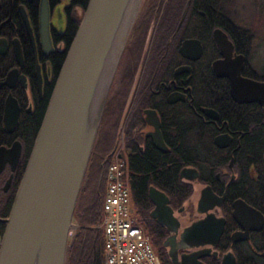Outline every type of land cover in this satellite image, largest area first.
<instances>
[{
  "label": "flooded vegetation",
  "instance_id": "obj_1",
  "mask_svg": "<svg viewBox=\"0 0 264 264\" xmlns=\"http://www.w3.org/2000/svg\"><path fill=\"white\" fill-rule=\"evenodd\" d=\"M187 1L188 5L182 9L177 27L184 19L188 23L194 22V27H197L196 19L205 17L202 11L189 9L190 1ZM86 4L87 0H0V151L3 153L0 156V226H3L0 241L4 221L10 210L9 207L6 216H3L5 206L10 199L13 200L16 189L13 190L12 185L20 161L24 155L28 158L33 144L38 111L42 105H45V111L70 43L69 36L72 32L74 34ZM213 15L217 16V13L212 11ZM152 16L145 13L139 24L138 17L137 24L128 34V44L124 46L118 61L98 127V132H103L105 136L112 120L117 119L114 139L119 131V157L124 161L125 170L127 155L136 158L152 155L163 157L164 160H174V175L179 185L175 181L171 189L166 184L165 187L174 193L179 190L180 193L168 195L162 188L153 185L161 177L151 174L149 178L153 184L146 188V209L145 203L134 201L137 219L141 224L149 226L152 234L161 237V254L167 256V249L162 246L166 238L173 237L177 248L183 232L190 225L212 215L214 219L223 220L218 240L214 241L213 246L177 248L178 258L195 255L202 264H222L226 256H232L233 264H264V155L262 162L259 161L256 167L236 164L234 160V145L242 140L244 132L232 124L238 118L236 112L245 116L251 104L234 103L230 98L228 79L218 77L212 70V63L222 59L211 37L212 31L217 27L211 28L209 35L205 36L204 44L197 38H183L175 51L160 49L162 42L158 49L152 48L157 42L153 32L154 42L149 48L146 42L153 22L150 19ZM233 28H217L230 43V60L243 58L239 73L241 78L264 82V75H256L249 66L247 31L235 26ZM187 39L199 41L201 54L198 58L192 60L178 53L181 42ZM6 109L10 112L7 118L4 117ZM257 109L261 117L258 106ZM147 110L154 112L156 116L165 151H158L152 144L154 127L148 125L151 119L144 115ZM11 114H16L15 122L10 120ZM128 130L129 138L135 144L132 147L127 144ZM190 136L198 145L196 152H173L170 142H175V147L178 143L184 147ZM96 138L73 216L77 211L81 216L91 193H96L91 188L94 183L99 182L101 168L107 163V158L104 159V164L99 163L100 143L96 142ZM217 138L224 142L227 140V145L223 148L216 147L214 140ZM114 139H111V145H114ZM149 148L154 153L149 152ZM16 151L17 160L13 164ZM187 160L191 161L190 165H185ZM219 161L224 162L223 165L218 164L215 168L209 165ZM184 169L194 173L184 171L181 175ZM125 178L127 181V173ZM162 179L168 181L167 178ZM136 180L139 185L140 178ZM150 188L162 193L167 199L169 214L166 220L168 224L165 226L159 225L158 220L165 222L163 219L166 217L163 218L160 213L155 217L151 215L154 205L148 197ZM204 188L209 189L220 202L217 201L218 205L215 201L211 202V209L201 213L197 211V204ZM131 196L130 193L132 205ZM96 197L99 215L101 191L96 193ZM235 202H241L251 209L241 225L232 217ZM184 244L191 243L184 241ZM167 261L170 264L168 258Z\"/></svg>",
  "mask_w": 264,
  "mask_h": 264
},
{
  "label": "water",
  "instance_id": "obj_2",
  "mask_svg": "<svg viewBox=\"0 0 264 264\" xmlns=\"http://www.w3.org/2000/svg\"><path fill=\"white\" fill-rule=\"evenodd\" d=\"M130 0H87L81 20L66 49L52 92L34 137L20 181L16 188L0 241V264H64L69 229L75 203L98 131L107 93L126 38L110 66L106 87L98 94L97 88L118 30ZM188 5V1L184 7ZM184 14V11L182 15ZM183 17V16H181ZM212 41L219 50L221 60L212 63L218 77L229 81L230 98L236 104H256L264 118V82L241 78L243 58L232 61L225 34L214 29ZM178 53L190 59L201 54L199 41L181 42ZM10 112L6 109L4 117ZM154 127L152 144L158 151L165 147L158 132L154 112L144 111ZM16 114L10 115L15 122ZM214 145H227L221 138ZM4 150V149H3ZM14 162L17 160V151ZM3 153L0 151V156ZM1 165V162H0ZM193 172L191 170H182ZM148 197L154 205L151 215L160 213L168 224L167 199L153 188ZM218 205L209 189L200 192L198 212ZM218 201V202H217ZM249 209L241 202L233 204L232 217L241 225L249 216ZM223 220L208 215L193 223L182 234L177 248L214 245L221 235ZM189 241L191 244H184ZM162 246L167 249L170 264H202L195 255L177 257L174 238H166ZM222 264H233L232 256Z\"/></svg>",
  "mask_w": 264,
  "mask_h": 264
},
{
  "label": "trees",
  "instance_id": "obj_3",
  "mask_svg": "<svg viewBox=\"0 0 264 264\" xmlns=\"http://www.w3.org/2000/svg\"><path fill=\"white\" fill-rule=\"evenodd\" d=\"M186 1L187 0H164V2L162 3V0H155L151 3L148 10L151 16H154L150 18L153 19V22L151 23L150 34L146 42L147 47L150 48L154 42L152 40L153 32L157 37V42L156 45L152 48L156 47V49H158L160 46V42H162V48L160 49H166L167 51L168 49H170L175 51V48L180 42V39L193 37L199 39L204 44L206 42L205 36L209 35L212 27H217L221 29L227 27L233 28V26L228 23V21H226V18L221 12L220 4L222 0H189V9L202 11L205 14V17L203 19L198 17L196 19L198 21L196 23L197 27H194V22L188 23L185 19L177 27L180 13L184 8ZM212 11H215L217 13V16H212ZM144 14H142V17ZM188 18L189 16H187V20ZM137 23H140V19ZM72 35L73 32L69 36V42L71 40ZM251 77L254 79H258L254 76ZM44 107L45 105H42L40 111H38L39 115L37 118V124L35 126L34 132H36L38 129V124L40 123L42 114L44 113ZM248 109L249 111H247V114L245 113V116H243L244 114L237 111L236 117L238 118H235L234 123L232 124L233 127L239 128L242 132H244L242 140L240 142H236V144L234 145V147L236 148L234 160L236 164H245L246 166L249 165L250 167H253L254 165L256 167L259 161L262 162L264 155V119L260 117V113L257 109L256 104H251L250 106H248ZM186 121L189 122V120ZM116 122L117 119L112 120V122L110 123L111 127H109L110 130L107 135L104 136L103 132L99 133L100 131L97 134L96 142L100 143V165L103 163V159L106 156L105 154H107L109 150V146L111 145V139H114V127L116 126ZM129 134L130 130H128L126 134L128 136L127 144L128 146L132 147L135 144H133V141L131 140V138H129ZM190 137L186 139V146L184 147H182L183 144L180 143H178L177 147H175V142L169 141L173 147V152H196L198 145L194 142V138ZM107 142H109V145L106 146ZM105 146L106 148L104 149ZM181 148L183 150L180 151ZM148 151L154 153L151 148H149ZM211 151H214V149H212ZM26 158L27 155H24V157L20 161V167L13 180V190L16 189V187L18 186ZM162 158L163 157H156L152 155L140 156V158H136L134 156L127 155L126 173L128 175L127 184L132 195L131 206L133 215L136 218L137 222L143 228L147 237L149 238L150 243L152 244L155 252L157 253L161 264H168L167 257L164 254H161V237L152 234L149 229V226L141 224L138 221L134 208V201L136 203H138V201H141L145 204L148 203L146 196V188L148 185L153 184V181L149 178L151 174H153V176L157 175L161 177L158 178L159 180H157L155 182L156 184L153 185L162 188L168 195H177L180 193L179 190L174 193L171 190L169 191L168 189H166V187L171 189V186H174L175 181L177 182V185H179V182L176 175H174V171L176 169L173 164L174 160H164ZM185 162V165L191 164L190 160H187ZM223 163L224 162L219 161L218 163L209 165H212L213 168H215L218 166V164L219 166H221L223 165ZM104 169L105 165L101 168V178L99 182L94 183L93 187L91 188L92 192L94 190L96 193H98V191L102 190ZM137 178H140L139 185L138 180H136ZM162 178H167L168 181L166 182ZM96 193H91V196L87 200V204L82 210L81 216L78 214L74 216L79 225L67 241L64 264H103L102 234L99 230L89 227L93 226L99 220ZM11 200L12 199H10L7 205L5 206V214L3 216H6L7 214ZM146 206L147 204L145 205L144 209H146ZM0 227L1 230L3 226L1 225Z\"/></svg>",
  "mask_w": 264,
  "mask_h": 264
},
{
  "label": "built area",
  "instance_id": "obj_4",
  "mask_svg": "<svg viewBox=\"0 0 264 264\" xmlns=\"http://www.w3.org/2000/svg\"><path fill=\"white\" fill-rule=\"evenodd\" d=\"M117 148L104 172L99 220L103 264H161L131 209L124 161Z\"/></svg>",
  "mask_w": 264,
  "mask_h": 264
},
{
  "label": "rangeland",
  "instance_id": "obj_5",
  "mask_svg": "<svg viewBox=\"0 0 264 264\" xmlns=\"http://www.w3.org/2000/svg\"><path fill=\"white\" fill-rule=\"evenodd\" d=\"M153 1H155V0H140L139 1L134 19H133L131 26H130V29H129V33L131 32V30L135 26V23L138 20L137 19L138 17L141 20L142 14H144V13L147 14V12H148V14H150L148 8ZM163 2H164V0H162V3ZM220 6H221V12H222L223 16L226 18V21H228V23H230L232 26L237 27L238 29L247 31V35L249 36V47H250L249 59H248L249 60V66L251 67V69L254 70V72H256V75H264V0H222ZM150 10H151V8H150ZM154 10H156V9H154ZM126 44H128L127 38H126V41L122 47V51H123V48ZM122 51H121V54H122ZM121 54H120V56H121ZM119 59H120V57H119ZM119 59H118V61H119ZM117 65H118V63H117ZM115 71H116V69H115ZM114 74H115V72H114ZM113 77H114V75H113ZM113 77H112V79H113ZM114 140H115L114 145L113 144H112L113 146L111 145L107 154H105L106 156L104 157V159L107 158V160H108V158H109V160H110L109 156L111 155V153L114 152L117 148H119V131L117 132L116 138ZM103 163H104V161H103ZM103 188H104V186H102L101 196L103 194ZM93 199H94V197H93ZM99 201L101 202V197H100ZM86 204H87V202L84 204V207ZM77 213H78V211L74 214V216H76ZM99 215H100V209H99ZM74 216H73L71 224H70L69 236H71L73 234V232L77 229V227L79 225V223L76 221ZM94 226H95V224L93 226H89V227L95 229ZM151 246H152V244H151ZM152 248H153V246H152ZM153 250H154V248H153ZM154 252H155V250H154ZM156 255H157V253H156Z\"/></svg>",
  "mask_w": 264,
  "mask_h": 264
},
{
  "label": "bare ground",
  "instance_id": "obj_6",
  "mask_svg": "<svg viewBox=\"0 0 264 264\" xmlns=\"http://www.w3.org/2000/svg\"><path fill=\"white\" fill-rule=\"evenodd\" d=\"M139 1L140 0H130V3H129L128 8L126 10L124 19L122 21V24L118 30L117 36H116L114 43H113V46L111 48V53L108 56L105 70H104L102 77H101V80L99 82V85L97 88L98 94L101 92V90L104 87H106L108 76L110 75V66L113 65V63L116 59L117 53L120 50V48H121V46H122V44H123V42L127 36V33H128L130 26H131V23L134 19Z\"/></svg>",
  "mask_w": 264,
  "mask_h": 264
}]
</instances>
